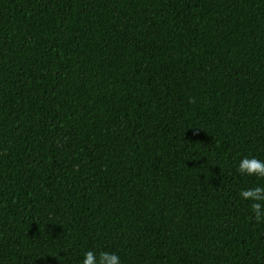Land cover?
Here are the masks:
<instances>
[{
  "label": "trees",
  "instance_id": "16d2710c",
  "mask_svg": "<svg viewBox=\"0 0 264 264\" xmlns=\"http://www.w3.org/2000/svg\"><path fill=\"white\" fill-rule=\"evenodd\" d=\"M264 0H0V264H264Z\"/></svg>",
  "mask_w": 264,
  "mask_h": 264
},
{
  "label": "clouds",
  "instance_id": "9594fccd",
  "mask_svg": "<svg viewBox=\"0 0 264 264\" xmlns=\"http://www.w3.org/2000/svg\"><path fill=\"white\" fill-rule=\"evenodd\" d=\"M235 170L238 174L248 177L264 179V160L256 157L244 156ZM242 200L250 201L251 217L257 223L264 221V185L257 184L255 187L242 189L239 193ZM81 264H121L120 256L114 252L100 251L94 253L88 251L84 254Z\"/></svg>",
  "mask_w": 264,
  "mask_h": 264
}]
</instances>
